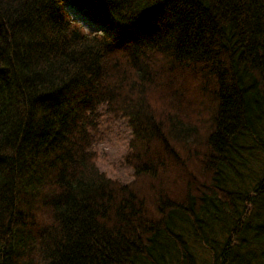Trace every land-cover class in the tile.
I'll use <instances>...</instances> for the list:
<instances>
[{
	"label": "trees",
	"instance_id": "obj_1",
	"mask_svg": "<svg viewBox=\"0 0 264 264\" xmlns=\"http://www.w3.org/2000/svg\"><path fill=\"white\" fill-rule=\"evenodd\" d=\"M0 264H264V0H0Z\"/></svg>",
	"mask_w": 264,
	"mask_h": 264
},
{
	"label": "rangeland",
	"instance_id": "obj_2",
	"mask_svg": "<svg viewBox=\"0 0 264 264\" xmlns=\"http://www.w3.org/2000/svg\"><path fill=\"white\" fill-rule=\"evenodd\" d=\"M66 9L71 18L82 24L88 32H102V25L73 4L67 3ZM92 150L96 152V162L108 176L122 182L133 179V170L126 164L125 156L129 151L132 130L126 118L115 117L108 109L99 110L97 128L93 132Z\"/></svg>",
	"mask_w": 264,
	"mask_h": 264
}]
</instances>
